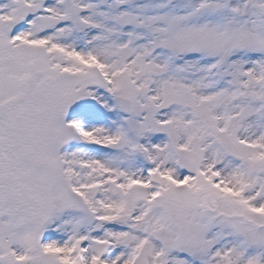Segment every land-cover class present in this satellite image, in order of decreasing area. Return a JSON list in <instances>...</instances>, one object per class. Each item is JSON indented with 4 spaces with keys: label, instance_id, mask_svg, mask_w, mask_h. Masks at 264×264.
Here are the masks:
<instances>
[{
    "label": "snow or ice",
    "instance_id": "obj_1",
    "mask_svg": "<svg viewBox=\"0 0 264 264\" xmlns=\"http://www.w3.org/2000/svg\"><path fill=\"white\" fill-rule=\"evenodd\" d=\"M0 264H264V0H0Z\"/></svg>",
    "mask_w": 264,
    "mask_h": 264
}]
</instances>
